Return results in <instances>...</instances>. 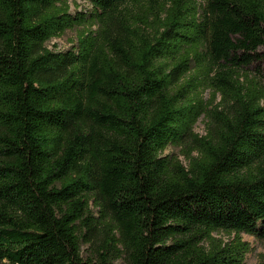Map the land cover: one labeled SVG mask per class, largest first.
Returning a JSON list of instances; mask_svg holds the SVG:
<instances>
[{
  "label": "trees",
  "instance_id": "1",
  "mask_svg": "<svg viewBox=\"0 0 264 264\" xmlns=\"http://www.w3.org/2000/svg\"><path fill=\"white\" fill-rule=\"evenodd\" d=\"M83 1L0 0V264H243L241 233L264 239V0Z\"/></svg>",
  "mask_w": 264,
  "mask_h": 264
},
{
  "label": "rangeland",
  "instance_id": "2",
  "mask_svg": "<svg viewBox=\"0 0 264 264\" xmlns=\"http://www.w3.org/2000/svg\"><path fill=\"white\" fill-rule=\"evenodd\" d=\"M79 4V10H88L91 8V6L83 1V0H77ZM71 10L72 12L76 11L75 4L73 1H71ZM77 31H68L64 36L59 38H54L49 43L50 48H56L57 50L66 51L68 50L73 44L77 42ZM259 64V63H258ZM257 66V65H256ZM261 71L258 72L254 68L249 70V73L251 76L260 77L264 82V62L260 64ZM203 97L207 100L211 97L210 90H204L203 91ZM194 131L200 135H205L207 132V119L203 116L199 119V121L196 123ZM185 150L186 147L182 146V148H168L165 151V154H168L170 152H175L179 155L180 160L183 162L185 166H188V161L184 157V155L181 154V150ZM216 236L223 238L224 241H231L234 237V234L231 236H228L224 233H219ZM95 238V245L89 247L88 245L83 246V254L84 256H88L92 254L97 248L100 240L98 239L99 234H96ZM241 238L243 241H246L250 244V250L246 253L243 264H264V239L256 238L253 235L247 234V233H241ZM117 264H128L125 259L121 258L117 261Z\"/></svg>",
  "mask_w": 264,
  "mask_h": 264
}]
</instances>
